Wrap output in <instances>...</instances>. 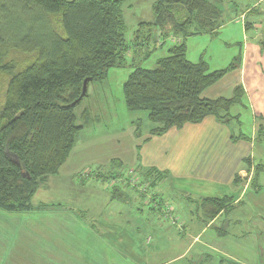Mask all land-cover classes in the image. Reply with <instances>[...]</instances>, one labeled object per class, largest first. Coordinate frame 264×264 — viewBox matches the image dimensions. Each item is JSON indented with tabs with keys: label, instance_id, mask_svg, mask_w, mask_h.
I'll return each mask as SVG.
<instances>
[{
	"label": "crops",
	"instance_id": "obj_1",
	"mask_svg": "<svg viewBox=\"0 0 264 264\" xmlns=\"http://www.w3.org/2000/svg\"><path fill=\"white\" fill-rule=\"evenodd\" d=\"M155 1L124 0L122 10L125 11L124 7L132 4H139L136 14L141 13L137 29L148 31L141 24L153 21L152 6ZM231 6L229 4L226 11H232L230 14L224 15L221 9L220 22L210 33L216 36L224 30L221 33L223 35L225 32L222 44L236 39L233 43H238V47L233 52L235 54L231 53L233 57L229 64L211 70L207 60L200 57L194 61L188 57L187 39L204 34L201 32L186 38V58L192 63L204 61L210 71L228 69L216 82L206 87L200 96L212 100L230 99L234 96L235 88L241 87L243 95L235 105L243 106L249 112L247 125H250V129L247 133L241 130V113L232 109L230 120L226 122L207 115L197 123L187 122L181 127H171L161 135L151 134L150 130L155 124L150 121L151 126L144 134L135 126L129 132L106 135L102 142L98 141L99 145L106 142L116 149L123 147L124 154L131 156L126 160L119 152L114 153L106 160L110 163L109 169L104 168V161L100 163L95 161L96 157L90 158L93 153L89 155L87 147L93 142L78 141L76 138L67 159L57 172L40 181L31 198V208L23 212H4L8 216L10 235L15 231L10 248L12 251L26 248L33 251L38 248L40 264H62L58 257L47 260L42 255L49 257V251L54 254L60 251L63 255H70V252L44 248L40 243V231L38 237L34 232L35 227L44 224L42 219H51L58 229L55 235L62 240L64 238L61 233L66 234L64 229L68 231L69 225L71 231L76 233L73 237L92 234L95 241L103 242L110 248L126 251L128 255L139 258L145 257L147 264H172L189 257L197 264H263L259 253L264 243L258 240L259 230L251 221L264 220V170L253 180L255 165H264V49L261 46L264 40V0H253L251 5L239 11L230 9ZM122 20L125 24L123 16ZM149 40L137 43L141 48ZM157 45V53L160 55L153 59L151 68L156 66L159 59L166 57L171 48V44L167 43ZM149 53L141 52L139 48L129 51L119 67H129V76L135 65L142 66V61L151 56L152 53ZM90 90L93 91V87ZM77 116L83 126L82 118L86 119V111L82 110ZM232 122L236 123L235 130L231 127ZM245 159L249 161V168L245 165ZM130 168L135 172L151 169L165 173L154 191L158 196L170 199L169 202L173 203L179 221L183 224L176 239L168 242V247L173 248L177 244L181 249L166 260H162L163 256H168L163 253L162 248L166 243L162 240H169L170 235H173L169 230L171 227L167 225V228H161L167 221L162 219L159 211L151 209L149 205L145 206L147 199L139 191L135 192L128 187L125 177ZM110 175L122 176L112 181ZM235 177L239 178L237 182ZM92 180H100L104 185L98 186ZM172 180L184 182L185 189L173 186ZM165 181L169 184L162 186ZM115 185L122 198L115 195ZM224 196L233 197L228 210L206 221L197 203L203 198ZM123 207L129 211L125 212ZM37 238L38 247L33 243ZM71 249L73 253L77 251L76 248ZM84 249H87L85 245ZM92 250L95 249L88 248L86 252L92 253ZM188 261V264H192V261Z\"/></svg>",
	"mask_w": 264,
	"mask_h": 264
},
{
	"label": "trees",
	"instance_id": "obj_2",
	"mask_svg": "<svg viewBox=\"0 0 264 264\" xmlns=\"http://www.w3.org/2000/svg\"><path fill=\"white\" fill-rule=\"evenodd\" d=\"M12 1L11 9L16 7L23 17L35 15L41 25L39 28L33 24L25 30L23 21L5 22L3 16L9 7L0 3V59L10 49L35 52L30 64L10 75L0 108V209L23 212L31 208V198L40 181L55 174L65 162L83 127L75 113L87 95L86 92L80 97L83 80L89 78V84L104 79L111 68L124 63L137 42L141 44L150 35L139 29L141 39L127 38L121 15L124 0ZM217 1L156 0L153 21L141 24L148 32H157L155 41L158 36L164 39L169 35L180 39L171 44L168 55L159 59L154 68L135 65L123 83L127 108L146 111L155 124L150 130L153 135L187 122L197 123L207 115L226 122L230 120L231 107L242 98L241 87L235 88L230 99L202 98L201 92L228 69L210 71L204 61L192 63L186 58L185 40L190 34L217 28L222 15ZM178 12L183 18L177 17ZM57 16L61 17L58 26L54 23ZM261 46L264 49V40ZM244 162L249 168L248 159ZM262 170L263 164L255 165L253 180ZM138 172L141 179L134 185L127 174L128 187L146 199V190H151L148 196L155 205L149 207L170 223L163 209L167 210L171 203L166 205L168 200L154 191L165 173L151 169ZM121 176L109 178L114 181ZM238 179L235 177V182ZM113 187L115 194H120L118 187ZM232 200V196L203 198L197 206L209 221L228 210ZM168 213L180 222L173 207ZM170 226L177 228V223ZM182 228L181 223L178 229Z\"/></svg>",
	"mask_w": 264,
	"mask_h": 264
},
{
	"label": "rangeland",
	"instance_id": "obj_3",
	"mask_svg": "<svg viewBox=\"0 0 264 264\" xmlns=\"http://www.w3.org/2000/svg\"><path fill=\"white\" fill-rule=\"evenodd\" d=\"M0 3L6 4L9 7L8 12H6L3 16V20L5 22L13 23L17 20L23 21L25 30H27L33 24L40 28L41 26L39 24L40 20L35 15H31V16L29 15L23 17L17 11L16 7H13L11 9L10 5L13 4L12 0H0ZM252 3L253 0H229V2L228 1L225 2V0L224 1L218 0L216 5L220 10L223 9L225 15L227 13L230 14L232 12V11L226 12L227 6L229 4L233 5L229 7L230 9L233 8L239 11L240 8L246 5H251ZM138 7L140 8L139 4L138 5L132 4V6L130 7L127 8L124 7L125 11L122 10V16L127 27L128 39L129 38L141 39L143 35L137 31L138 30L137 21L141 13L139 12L138 14H136V10L138 9ZM178 13H177V17L180 19L183 18L182 14L180 13L178 14ZM54 20L56 26H58V23L59 25L61 24L60 16L54 17ZM238 23H240V21H238ZM136 31L138 33H136ZM223 31H221V33ZM201 33L204 34H201V36L200 35L192 36L187 39L186 44L189 48L188 57L194 61L199 60L200 57L203 58L204 60H207L210 63L211 70L226 67L227 64H229L228 62H230V60L233 57L231 53L236 52L237 50L238 43H233V41H236V39H234L233 41L230 40V43L228 44L223 43L224 44L223 45L221 43V40L223 42V36L225 32L223 33V35L219 33L216 36H213L210 34L211 31L209 30V28H207ZM144 34H149L150 40L146 42V44H144L141 48L139 47V45H135L134 50L139 48L141 52L152 53L151 56L146 58V60L142 61L141 63L143 67L151 68L152 67L151 62L153 61V59L160 55L159 53H157V50L159 48L157 42L155 41L157 32L154 29H152L149 32L146 31ZM235 35L236 33L234 32L233 38L236 37ZM163 43L172 44L168 39H165ZM34 58H35L34 51L26 52L23 51L22 49H10L0 59V108L2 107L5 101L7 83L10 78V75L13 72L20 70L25 66H27L28 64H30L34 60ZM129 72H130L129 67H119V68L113 67L108 71L104 79L89 82V84H87V91H86L88 94L83 98L81 103L75 108V112L77 114H79L82 110L86 111L87 114L86 119L82 118L83 129L82 131L78 132L77 140L78 141L89 140V142H93L91 145H88L87 147L89 155L93 153L90 156V158L96 157L95 161H98L100 163L104 161V163L102 164L106 169L107 168L109 169V164H110L106 160L114 153L119 152L124 156L126 160H128L131 156L128 154H124L123 147H119L116 149L106 142L99 145L98 141L102 142V140L106 137V135L114 136L116 135L117 132L118 133H121L122 131L129 132L131 130V127L135 128V126L140 129L142 134H144L151 126L146 111H140V110L131 111L125 105V100L122 92V84L126 80ZM91 87H93L94 92L90 90ZM234 107H238V108H234ZM234 107L231 108L232 109L231 111L237 110L241 113L242 118H240V120L242 121L243 124L241 130L242 132L247 133V131L250 129V125H247L249 123L248 122L249 112L244 110L243 106L234 105ZM235 124L236 123L232 122L231 127H233V130H235L234 127ZM90 130L91 132H89ZM113 140L114 139H112V141ZM127 170L133 171L132 168ZM129 171L125 173L128 174ZM137 172L138 171H136V173ZM138 179H141L140 175L138 176ZM92 181L94 184L98 186L104 185V183H102V181L100 180H92ZM172 183L173 186L176 185L179 188L185 189L184 182L172 180ZM168 184L169 182L165 181L164 183H162V186H166ZM142 191H144L143 188ZM146 191H147L146 195L148 196L151 190L147 189ZM116 196H119V194H117ZM119 197L122 198L121 195ZM169 200L166 201L165 204L171 203L169 202ZM147 205L149 204L146 202L145 206ZM171 207L174 208L173 203L171 204ZM123 210L125 212L129 211L127 207H123ZM4 212L5 211L0 209V264H40L39 260L41 259V256L38 248L33 251H31L28 248L18 249L15 251H12L10 249L15 237L14 234L15 231L12 233V235H10V232L8 231V226H9L8 216ZM57 220L61 224L63 223L61 220L59 219ZM42 221H44V224L35 227L34 232H35V236L38 237L40 231V234L42 235V238H40V243L43 245V247L52 250L61 249L62 251L70 252V255H63L60 251L57 254H54L49 251L50 256L47 257L45 255H42L43 259L53 260L54 257H58L60 258L62 264L63 263L93 264V262L91 261H95L97 264H147L148 263L147 260L144 259L145 257L139 258L138 256L128 255L126 251L116 250L115 248H110L106 246L103 242L95 241V236H93L92 234H90L89 236L87 234H79L75 238L73 236H75L76 233L71 231L72 229L69 225H67V227L69 228L68 231L64 229L66 234L61 233V235L64 238V240H62L60 236L55 235V232L58 229L55 223L51 219H42ZM169 222L170 223L168 224L164 222L165 224L161 225V228H167V225L170 226L173 220ZM251 222L255 224L257 226V229L259 230L260 238H258V240L261 241V243H264V220L257 219ZM169 230L173 235H170L169 240L168 238H164L162 240L163 243H166L164 245L165 247L162 248L163 253L168 254V256L167 255L163 256L162 260H166L167 258L172 256L171 255L172 253H178L181 249V246H178L177 244L173 248L168 247V242H170L171 239L175 238V236L177 237L178 235L177 232H181L179 231L178 228H174V227H171ZM133 242H136L138 244L137 241H133ZM33 243L38 247L39 246L38 238L37 240L36 239L33 240ZM83 245H85L87 249L83 250ZM261 246L263 248L260 249L261 251L259 254L264 263V246L262 244ZM71 248H76L77 251L73 253L70 251L72 250ZM88 248L95 250H92V253H89L86 252L88 251ZM14 253L18 255L15 256ZM29 253L31 254V257ZM71 258H76V260L79 259V261H75ZM140 259L142 260L140 261ZM188 260L192 261V264H197L195 260L190 257L172 264H188L189 263ZM149 264H155V263L151 262Z\"/></svg>",
	"mask_w": 264,
	"mask_h": 264
},
{
	"label": "built area",
	"instance_id": "obj_4",
	"mask_svg": "<svg viewBox=\"0 0 264 264\" xmlns=\"http://www.w3.org/2000/svg\"><path fill=\"white\" fill-rule=\"evenodd\" d=\"M165 39H168L171 43H175V42H179V41H180L179 38H177V37H175V36H173V35H169V36L166 37ZM165 39H164V40H165ZM164 40L158 36L156 42H157V44L160 45V44H162V43L164 42ZM128 174H130V176H131V178H130V184H131V185H132V184L134 185L135 183H137V181L139 180V179H138V176H139V175H138L137 173H135L134 171H129ZM140 189L142 190V187H141ZM143 190H145V189L143 188ZM150 199H151V198H150L149 196H147V203H148L149 205L152 204V205L154 206V205H155L154 200L151 201ZM166 205H167V204H166ZM166 205H165V206H166ZM171 209H172L171 206L167 208L168 211H170ZM167 210H164V209H163L164 214H165V217H166V218L168 217L170 221L173 220L172 223L176 222V223H177V228H180L181 223H180V222H177V217L170 215V214L168 213Z\"/></svg>",
	"mask_w": 264,
	"mask_h": 264
},
{
	"label": "water",
	"instance_id": "obj_5",
	"mask_svg": "<svg viewBox=\"0 0 264 264\" xmlns=\"http://www.w3.org/2000/svg\"><path fill=\"white\" fill-rule=\"evenodd\" d=\"M89 80H90L89 78H85L83 80L80 97H83L85 95V93L87 91V83H88Z\"/></svg>",
	"mask_w": 264,
	"mask_h": 264
}]
</instances>
